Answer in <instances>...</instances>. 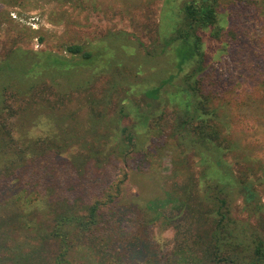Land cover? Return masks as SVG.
I'll return each instance as SVG.
<instances>
[{
	"label": "rangeland",
	"instance_id": "obj_1",
	"mask_svg": "<svg viewBox=\"0 0 264 264\" xmlns=\"http://www.w3.org/2000/svg\"><path fill=\"white\" fill-rule=\"evenodd\" d=\"M184 1L0 0V264H192L224 238L215 184L237 244L264 245V0H212L197 78L221 150L187 135L192 65L164 43ZM43 155L55 177L32 184ZM92 209L58 256L48 227Z\"/></svg>",
	"mask_w": 264,
	"mask_h": 264
},
{
	"label": "trees",
	"instance_id": "obj_2",
	"mask_svg": "<svg viewBox=\"0 0 264 264\" xmlns=\"http://www.w3.org/2000/svg\"><path fill=\"white\" fill-rule=\"evenodd\" d=\"M217 23H219V17L212 0L184 1L170 36L164 43L166 46L172 44L177 45L179 71L182 70L183 65L186 63L192 65V69L185 74V82L187 81L188 84L183 91L188 99L191 98L192 95L195 96L194 112L190 117L192 120H196V124L193 130L187 132V135H189L191 139H194L191 141L193 144L199 142L202 143L203 146H214L215 148H219L218 150H221L223 147L219 131L210 123L213 117H217L215 116L217 107H215L216 109H208L209 99H203L202 88L199 86L197 78V75L205 69L207 58L206 53L203 51L202 35L205 31L213 29ZM66 50L71 54H79L83 51V46L70 45L66 47ZM83 56L89 57L90 54L86 52L83 53ZM46 60L48 65H56V59L54 57L49 55L46 57ZM156 92L157 90L154 89L150 94L152 95ZM185 105L188 108L190 105L189 101H187ZM47 156L48 155H43V158L37 160L32 165V168L29 169L31 171L27 175L36 174L34 175V181L31 180L33 182L32 184L45 182L44 177H49L50 179L55 177L54 174H56L58 162H56L54 158L51 159V157ZM29 170H27L26 173ZM66 177L67 175H63V179H66ZM10 180H12V177H10ZM213 188L218 189V198L222 197L220 199V206H218L220 212L218 234L223 232L224 238L218 237L215 245H209L207 247V254H202V256L198 258L201 262L200 264H264V245L237 244V242L241 243L239 240V228L232 226L229 203L228 199L226 200L227 195L225 194L226 197L224 196L223 193L225 191H223L218 184H215ZM242 190L244 191L243 194L246 199L252 201L254 194L249 189V186H242ZM66 205H69L70 208L69 201ZM53 220H56V217L53 216L51 221L53 222ZM74 223H76L77 228H82V230L85 229V231L89 230V225H96L94 209L89 211V214L85 215L84 218L70 214L62 215L59 220L56 221L55 225L52 223L48 227V231L45 234L46 237L58 238L62 241L68 238V242L64 241V245H59L60 251L57 255L60 257L66 256L69 252L68 250H70L69 246L71 247L72 242L70 231ZM221 240L226 241L227 245H220ZM49 246L50 245H43L44 252ZM109 253L113 255L112 249ZM119 253L120 251H117L116 254L118 255ZM20 257L22 260L19 259L20 261L16 264H23V260L27 262L29 259L28 255ZM199 261L196 259L192 264H199ZM55 262L58 263L57 261Z\"/></svg>",
	"mask_w": 264,
	"mask_h": 264
}]
</instances>
